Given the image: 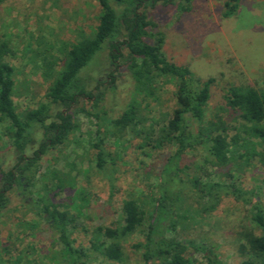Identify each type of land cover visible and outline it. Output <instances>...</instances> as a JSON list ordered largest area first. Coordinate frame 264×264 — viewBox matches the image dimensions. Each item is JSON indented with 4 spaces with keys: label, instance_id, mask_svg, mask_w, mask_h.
<instances>
[{
    "label": "rangeland",
    "instance_id": "1",
    "mask_svg": "<svg viewBox=\"0 0 264 264\" xmlns=\"http://www.w3.org/2000/svg\"><path fill=\"white\" fill-rule=\"evenodd\" d=\"M227 1L192 0L184 13L171 6L158 21L166 58L188 67L201 81L212 80L202 126L217 123L220 117L227 139L238 138L233 159L225 167L211 163L200 147L180 162L184 183L176 193L174 228L166 236L174 241L192 240L207 249V253L187 250L190 264H240L246 258L239 252L240 233L253 229L259 235L260 231L251 220L254 203L231 195L216 203L199 197L187 181L198 178L221 186L232 184L241 192H252L253 202L264 207V146L246 134L248 124L225 100L231 87L264 92V0H240L237 12L224 17ZM100 12L95 0H8L0 4V42H7L14 54L5 61L14 68L12 98L19 115L49 104L46 94L61 70L60 60L71 44L92 36ZM107 57L108 49L103 46L78 75L89 91H94L98 81L102 83L101 103L93 106L81 100L79 106L91 115H76L77 130L64 145L41 158L24 192L16 186L8 192L9 205L0 212L1 264H72L52 222L38 214V207L44 205L69 214V241L85 253L86 264H144L143 248L136 246L144 243L162 166L175 151L170 145L157 146L158 131L175 108V88L172 81L163 80L158 102L148 101L149 108L147 102L140 103L142 123L118 131L112 121L134 98L141 101V97L135 95L134 81L125 70L117 76L115 88H110ZM47 61L57 62L50 77L45 76ZM51 108L52 114L58 110ZM5 127L0 124V173L16 161ZM213 131L222 133L221 128ZM41 138L34 136L26 156L37 150ZM98 138L114 163L113 173L96 166L93 145ZM54 172L67 181L63 189L56 188ZM128 199L139 204L145 221L135 234L120 241L122 261H111L91 248L95 229L118 226L123 219L122 204Z\"/></svg>",
    "mask_w": 264,
    "mask_h": 264
},
{
    "label": "trees",
    "instance_id": "2",
    "mask_svg": "<svg viewBox=\"0 0 264 264\" xmlns=\"http://www.w3.org/2000/svg\"><path fill=\"white\" fill-rule=\"evenodd\" d=\"M6 1L0 0V4ZM95 1L101 12L92 36L82 37L65 51L60 60L61 70L46 94L49 104H41L23 115L17 112L12 98L14 68L5 61L6 57H13L14 54L7 42H0V124H6L7 137L11 140L16 156L14 165L0 173V212L9 205L8 192L15 186L24 192L25 186L31 183L32 173L38 171L41 158L50 150L64 145L77 130L76 115H91L79 106L80 101L87 100L93 106H98L103 100L104 90L100 88L102 83L98 81L94 91H89L78 75L104 46L108 49L110 71L107 76L110 88H115L117 76L125 70L134 81L135 95L141 97V101L134 98L127 110L112 121L118 131L141 124L143 117L140 103L147 102L146 108H149L150 102L159 100L161 82L166 79L174 83L175 108L167 124L158 131L157 146L170 145L175 151L162 166L158 194L148 216L144 243L136 247L143 248L144 264H190L186 257L187 250L207 253V249L192 240L174 241L166 236L174 228L172 218L177 216L176 193L184 183L180 162L186 153L200 147L211 163L225 167L231 163L238 142L236 136L229 141L223 134L227 129L220 117H217V123L202 126L212 80L201 81L195 78L188 67L168 60L162 51L164 33L158 30V21L165 16L164 9L177 6V11L188 12L192 0ZM239 3L240 0H228L224 17L233 16ZM45 65V76L50 77L57 62L47 61ZM225 100L227 107L248 124L246 134L264 146V92L251 87H231ZM51 105L58 108L55 114L51 113ZM218 123L221 127H218ZM220 128L222 133L215 134L213 130ZM36 134L42 137L37 150L31 156H26ZM93 146L97 151L98 170L113 173L114 163L108 160L109 154L104 152L102 140L98 138ZM52 175L59 183L56 188L63 189L67 181L60 179L55 172ZM187 183L199 197H209L216 203L223 196L229 195L237 200L254 203L255 213L251 220L260 234H255L253 229L240 233L239 252L246 257L240 264H264V207L258 201L253 202V193L241 192L232 184L221 186L202 182L198 178ZM38 214L46 215V220L52 222L72 264H86L85 253L74 249L69 241L66 229L67 224L72 222L69 214L58 211L55 206L46 205L38 207ZM122 215V221L114 228L97 227L96 241L91 245L93 250L111 261H122L120 241L135 234L145 221V213L133 199L123 202Z\"/></svg>",
    "mask_w": 264,
    "mask_h": 264
}]
</instances>
